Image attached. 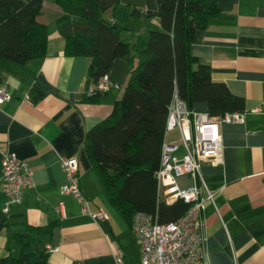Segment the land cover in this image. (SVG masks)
<instances>
[{
    "label": "crops",
    "instance_id": "1",
    "mask_svg": "<svg viewBox=\"0 0 264 264\" xmlns=\"http://www.w3.org/2000/svg\"><path fill=\"white\" fill-rule=\"evenodd\" d=\"M42 1L36 19L47 27L44 57L23 65L0 62V84L6 83L10 94L0 105V171L2 153L10 151L28 162L33 182L6 213L0 186V256L16 252L13 235L55 222L56 245L53 232L32 244L34 250L56 247L47 251L46 264H116L117 247L123 251V264H139L138 240L107 200L84 152L86 132L109 115L120 87L88 94L90 59L64 54L65 40L55 26L62 11L55 0ZM216 1L220 16L195 31L191 53L209 66L214 81L243 98L244 110L240 122L219 126L222 163L203 162L200 167L201 194H213L202 211L205 253L208 264H264V0ZM119 9L131 7L121 3ZM110 20L117 23L114 14ZM150 23L157 26L156 19ZM145 41L144 36L143 47ZM194 109L205 110V104ZM164 140L179 143L178 131L166 132ZM60 157L77 159L78 184L89 209L101 208L106 220L82 214L71 194L59 192L66 182ZM176 182L186 188L194 180L182 174Z\"/></svg>",
    "mask_w": 264,
    "mask_h": 264
},
{
    "label": "trees",
    "instance_id": "2",
    "mask_svg": "<svg viewBox=\"0 0 264 264\" xmlns=\"http://www.w3.org/2000/svg\"><path fill=\"white\" fill-rule=\"evenodd\" d=\"M55 1L62 11L55 26L65 40L64 54L90 59L91 83L109 74L115 59L128 62L133 73L132 80L120 86L122 95L109 115L84 138L85 155L107 200L129 225L136 212L150 214L161 223L177 219L190 203L160 199L155 178L173 95L190 110L204 103L211 116L244 110L243 98L214 81L209 66L191 53L195 31L220 16L217 1L155 0L157 8L150 18L144 10L131 7L133 25L127 28L110 20L120 0ZM42 5V0H0V62L23 65L44 57L47 27L36 19ZM151 19L157 26L151 25ZM136 23L144 27V35L137 33L132 41L122 38L123 32L136 31ZM142 36L145 45L135 61L133 53ZM55 226V222L28 226L25 233L13 235L16 252L0 256V264H46L47 251L34 250L32 244L38 236L52 234Z\"/></svg>",
    "mask_w": 264,
    "mask_h": 264
},
{
    "label": "built area",
    "instance_id": "3",
    "mask_svg": "<svg viewBox=\"0 0 264 264\" xmlns=\"http://www.w3.org/2000/svg\"><path fill=\"white\" fill-rule=\"evenodd\" d=\"M118 88L109 74H104L88 87V94H103L110 88ZM10 99L6 83L0 84V105ZM242 113L230 112L222 116H211L205 110H190L176 94L168 105L165 133L176 129L179 143L163 140L160 167L155 172L157 195L170 203L176 198L190 203L189 208L177 219L165 223L144 212L132 215L130 228L139 243V264H208L204 247V222L202 211L205 202L212 199V193L202 196L204 186L200 175L203 162L211 165L222 163V137L219 126L223 123H237ZM66 182L59 187L61 194H71L77 201L80 212L93 220H106L107 215L98 208L89 209V201L82 194L78 184V162L75 157H60ZM189 174L194 182L181 188L176 177ZM32 172L25 159L10 151H4L1 158L0 186L6 196L3 212L22 200L23 190L33 185ZM46 251H55L53 244L45 246ZM116 264H123V251H114Z\"/></svg>",
    "mask_w": 264,
    "mask_h": 264
},
{
    "label": "water",
    "instance_id": "4",
    "mask_svg": "<svg viewBox=\"0 0 264 264\" xmlns=\"http://www.w3.org/2000/svg\"><path fill=\"white\" fill-rule=\"evenodd\" d=\"M120 3L133 8L143 9L147 17L150 18L153 12L156 10L157 5L155 0H120ZM129 63L123 59H115L112 63L111 69L109 71L110 79L115 82L118 87L122 86L125 77L129 71ZM90 84V79L86 80L85 88H88ZM58 228L53 230V243L56 245L58 243Z\"/></svg>",
    "mask_w": 264,
    "mask_h": 264
},
{
    "label": "rangeland",
    "instance_id": "5",
    "mask_svg": "<svg viewBox=\"0 0 264 264\" xmlns=\"http://www.w3.org/2000/svg\"><path fill=\"white\" fill-rule=\"evenodd\" d=\"M109 13H111V12H109ZM128 13H129V11H123V12H120V9H119V7L114 11V15H115V19H116V21H117V24L119 25V26H123L126 22L127 23H132L131 21H127L126 19H129V17H128ZM142 34V35H144V33H145V29H144V27L143 26H141V25H139L138 23H136V31L135 32H133L132 34H127V32H123L122 34H121V37L122 38H125L127 41H132V40H134L135 38H136V34ZM135 36V37H134ZM143 37V36H142ZM142 37H141V40H139V42L137 43V45H136V51H134V58H135V61L138 59V51L140 50V49H142L143 48V42H142ZM132 78H133V73H131V72H129L128 73V76H127V79H126V82H130L131 80H132ZM119 88V87H118ZM119 90H121V94H120V97H121V95H122V88H120Z\"/></svg>",
    "mask_w": 264,
    "mask_h": 264
}]
</instances>
